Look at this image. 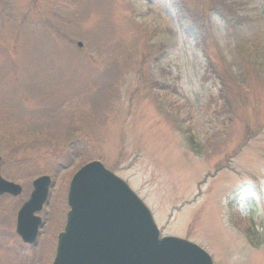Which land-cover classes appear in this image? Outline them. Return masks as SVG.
<instances>
[{
  "label": "rangeland",
  "instance_id": "obj_1",
  "mask_svg": "<svg viewBox=\"0 0 264 264\" xmlns=\"http://www.w3.org/2000/svg\"><path fill=\"white\" fill-rule=\"evenodd\" d=\"M218 1L185 0L205 52L170 0H0L2 174L23 198L52 178L40 254L22 251L16 202L3 199L0 264L53 262L59 210L91 160L130 185L162 235L216 264H264V0H224L227 19ZM210 66L237 82L229 110Z\"/></svg>",
  "mask_w": 264,
  "mask_h": 264
},
{
  "label": "water",
  "instance_id": "obj_2",
  "mask_svg": "<svg viewBox=\"0 0 264 264\" xmlns=\"http://www.w3.org/2000/svg\"><path fill=\"white\" fill-rule=\"evenodd\" d=\"M82 43L80 42L79 45ZM0 195H18L22 186L1 174ZM52 178L41 175L18 212L17 232L34 242ZM70 210L58 238L53 264H215L213 257L193 241L162 235L153 213L130 185L100 160L81 166L68 192Z\"/></svg>",
  "mask_w": 264,
  "mask_h": 264
},
{
  "label": "trees",
  "instance_id": "obj_3",
  "mask_svg": "<svg viewBox=\"0 0 264 264\" xmlns=\"http://www.w3.org/2000/svg\"><path fill=\"white\" fill-rule=\"evenodd\" d=\"M173 9L176 10L179 24L181 28L184 30V32L191 38L195 40V43L201 45L203 47V50L207 51L208 44L205 43L204 33L205 29L201 25L194 26L192 19L188 20L186 13L188 10L186 9L185 0H170ZM213 9L220 11L221 14L227 19V17L230 16V18L233 16V9L231 6H228L224 0H219L218 2L214 3ZM191 18V17H190ZM201 17H198L197 19H194L196 22H201L203 25V20L201 21ZM229 20V19H228ZM193 24V25H192ZM197 24V23H196ZM214 72H217L218 77L221 82V86L223 91L221 92L220 98L225 101V104L227 106V109L229 110L231 108V97L234 95L233 87L235 88L236 83L233 81L232 77L230 75L225 76L220 74L217 69L213 66H210ZM236 94V93H235Z\"/></svg>",
  "mask_w": 264,
  "mask_h": 264
},
{
  "label": "flooded vegetation",
  "instance_id": "obj_4",
  "mask_svg": "<svg viewBox=\"0 0 264 264\" xmlns=\"http://www.w3.org/2000/svg\"><path fill=\"white\" fill-rule=\"evenodd\" d=\"M24 190H26V189H24V186H22V191H21V193L20 194H18V195H14V194H11V193H4V194H2L1 196H0V211H1V205H2V201H3V199H9V200H11L13 203L14 202H16L17 203V201H20V206L18 207L17 205H16V203H14L15 204V206H12V217H11V222H10V228H11V233L13 234V235H15V237L18 239V241L21 243L20 244V247L22 248V251H24V250H27V251H29V250H33V249H35L36 247H38V254H40V252L42 251L41 250V238H42V235H43V230H44V228H45V224H46V219L44 218V216H43V214H42V211L44 210V207L42 208V210L40 211V212H38L36 215H39V216H41L42 217V226H41V228H40V230H39V234H38V237H37V239H36V241H34V242H32V243H29V242H25L20 236H19V234H18V232H17V224H18V212H19V210H20V208L23 206V204L29 199V197H30V194H31V192H32V190H33V184H32V190L31 191H29V195H28V197L27 198H23L22 197V195H23V193H24ZM47 203V202H46ZM45 206V205H44ZM63 207H64V204H63ZM59 213H61V217L62 218H64V220L66 219V214H67V212H65V209H63L62 211H60L59 210ZM62 229V228H61ZM61 229L59 230V233L61 232ZM59 233H57V235H56V237H57V239H58V235H59ZM7 234H8V231H7ZM57 239H56V241H57ZM55 247H56V244H55ZM56 250V249H55ZM52 263V262H51Z\"/></svg>",
  "mask_w": 264,
  "mask_h": 264
}]
</instances>
